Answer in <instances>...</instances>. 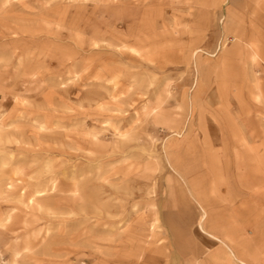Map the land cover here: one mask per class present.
<instances>
[{
	"label": "rangeland",
	"instance_id": "1",
	"mask_svg": "<svg viewBox=\"0 0 264 264\" xmlns=\"http://www.w3.org/2000/svg\"><path fill=\"white\" fill-rule=\"evenodd\" d=\"M211 159L264 210V0H0V264H166Z\"/></svg>",
	"mask_w": 264,
	"mask_h": 264
},
{
	"label": "crops",
	"instance_id": "2",
	"mask_svg": "<svg viewBox=\"0 0 264 264\" xmlns=\"http://www.w3.org/2000/svg\"><path fill=\"white\" fill-rule=\"evenodd\" d=\"M234 21V15L226 16L228 29ZM237 154L238 159L249 158L250 149ZM212 160L206 165L191 160L188 166L174 168L182 183L180 189L175 185V196L162 204L166 264H238L229 260L223 243L237 259L264 264V210L250 205V166L245 160L233 165ZM201 208L205 218L200 221ZM199 223L207 233L200 230Z\"/></svg>",
	"mask_w": 264,
	"mask_h": 264
},
{
	"label": "bare ground",
	"instance_id": "3",
	"mask_svg": "<svg viewBox=\"0 0 264 264\" xmlns=\"http://www.w3.org/2000/svg\"><path fill=\"white\" fill-rule=\"evenodd\" d=\"M205 213V212H204ZM201 218H203V216H201ZM155 224V223H154ZM200 224V223H199ZM201 227V226H200ZM201 230V229H200ZM203 231V230H202ZM206 232V231H205ZM207 233V232H206ZM209 235V234H208ZM230 254V253H229ZM229 256H231V255H229Z\"/></svg>",
	"mask_w": 264,
	"mask_h": 264
}]
</instances>
